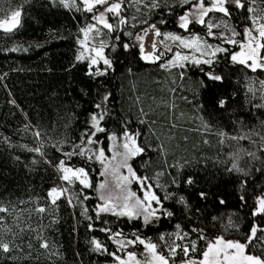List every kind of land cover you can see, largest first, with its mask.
<instances>
[{
	"label": "trees",
	"instance_id": "1",
	"mask_svg": "<svg viewBox=\"0 0 264 264\" xmlns=\"http://www.w3.org/2000/svg\"><path fill=\"white\" fill-rule=\"evenodd\" d=\"M13 1L22 6L21 27L10 34L0 31V204L24 209V212L19 214V220L16 214L0 213L5 216L4 227L17 233L16 244L21 249L10 256L0 252V264H113L111 257L91 251L92 237L106 241L110 251H117L107 240V234L99 231L105 219L109 227L122 230L129 238L138 231L142 237L151 238L158 244L160 233L171 232L176 222L189 228L202 227L209 240L223 235L225 239L241 242L253 223L264 227V216L252 215L255 197L264 193V150H258V146L247 140L237 145L235 141L219 139L216 134L206 142L200 129L195 133H199L198 137L187 143L182 139V132L177 133L172 143L176 146L172 156L169 153L172 148L166 143V151L161 148L152 155L147 146L144 153L132 159L137 175L147 176L150 181L157 170L167 171L162 181L167 186L165 191L174 195L164 204L174 213L172 218H163L145 227L140 220L102 216L101 221L95 222L97 228L90 231L87 228L89 221L75 198L69 204L64 196L56 205H51L47 193L51 187L60 184L55 165L63 159L61 152L52 145L65 139L79 143L78 137L91 127L86 121L95 111L94 104L100 102L105 93L111 94L103 122L107 133L122 135L127 123L130 130L141 133L139 142L142 145L153 143L159 147L162 140L166 141L165 124L155 118L165 116L170 119L168 103L176 86L174 94L179 92L180 96H185V101L179 102L175 116L177 111L182 112L184 116L195 118L194 126L202 128V122L214 133L222 129L235 134L242 122L243 131L264 134V69L253 71L246 65L232 62L227 54H220L211 70L221 75L222 80L208 78V65H190L183 70L182 77L176 75L173 82H179L174 84L169 73L159 67L160 62L149 63L141 59L138 45L130 39L127 42L129 49L117 46L109 53L114 70L93 78L87 75L88 64L76 60L77 32L85 23L81 12L53 5L51 0H0V5ZM165 17L168 18L167 28L181 31L175 15ZM230 23L241 31L247 21L240 17L233 18ZM188 32L204 35L206 31L203 26L194 24ZM15 39L24 42L26 50H13ZM222 98L226 103L220 107ZM13 100L15 103L11 102ZM143 113L147 119L141 123ZM36 129L45 138L44 157L28 150L37 146ZM98 136L107 150L106 135ZM237 147L255 151L259 157L253 160L245 155L240 160V166L249 172L247 176L226 171L231 163L229 154ZM63 150L70 151V144H65ZM169 162L182 163V167L168 168ZM70 163L90 170L93 188L84 190L90 198L83 201V206L87 207L88 215L94 217L95 205L100 202L95 192L100 164L86 162L80 156L73 157ZM188 177L193 180L191 185L186 183ZM245 180L246 184L242 186L241 181ZM80 191L79 184L73 186L72 192L79 194ZM155 191L163 197L164 190L155 188ZM201 191L207 193L206 199L200 198ZM179 195L186 197L191 211L186 212L183 205L176 202ZM241 195L244 201H241ZM37 198L46 208L43 214L34 211ZM196 209L200 211L196 212ZM229 219L232 225H229ZM37 231L49 241L48 250L40 248V242L35 238ZM204 247L205 241H199L195 253L197 259L201 258ZM253 250L259 253L256 241L248 249ZM127 251H135L137 258H142L144 247L137 244L129 246Z\"/></svg>",
	"mask_w": 264,
	"mask_h": 264
},
{
	"label": "snow or ice",
	"instance_id": "2",
	"mask_svg": "<svg viewBox=\"0 0 264 264\" xmlns=\"http://www.w3.org/2000/svg\"><path fill=\"white\" fill-rule=\"evenodd\" d=\"M51 3L55 5L57 0H51ZM59 4L70 10L92 14L91 21L93 22L87 23L79 29L82 35L77 38V42L81 46V51L76 56V60L88 62L87 75L93 78L107 75L109 71L114 70L113 60L105 54L106 49L111 48L112 51H115L117 46L125 50L129 49V43L122 42L118 34L123 32L126 36H133L131 31L124 32L125 26H129V18L126 15V9L129 6L135 7L137 11H140L141 7L147 8L150 13L155 9H161V18L158 21L161 25L167 23L163 15V10L167 9L168 15L176 16L175 22L180 29L187 32L191 25H201L206 29L205 37L220 41L217 44L209 43L208 39L201 37L198 33L182 35L176 32H161L158 23L149 24L147 20H143L141 23L146 24L147 27L141 28L140 32L135 34V40L138 42L141 59L145 61L156 62L161 60L166 53H172L171 58L161 63L159 67L180 69L182 77L183 70L189 64L208 65L210 70L206 75L215 81L223 79L221 75L211 70V66L218 62L220 54H227L232 62L246 65L253 71L257 68L264 69V10L257 12L255 0H176V4L166 2L163 5L159 0H132L131 4H126V0H59ZM177 5L181 8L179 14L176 13ZM109 14L116 21L115 24L110 22ZM216 14L220 15L219 22L214 21ZM21 15L22 6L12 11L10 18L0 19V29L5 32L13 31L20 24ZM240 17H243L247 23L238 32L235 26L229 22L233 18L239 19ZM132 19L136 20V17L134 16ZM130 27H135V24ZM216 29L222 30L215 31ZM149 32L153 34V39L150 50L146 51L144 41ZM238 36L243 38L237 40ZM225 45H238L240 50L230 51ZM110 95V93H105L100 102L94 104L95 111L89 114L86 121V123H90L91 127L81 133L78 137L79 143L69 142L65 139L52 145L63 156V159H59L55 167L65 185L53 186L48 190L47 196L50 204L56 205L62 196H65L68 203L72 204L73 198H75L83 208L82 214L89 221L87 228L90 231L97 228L95 222L101 221L102 216L140 220L145 227L158 223L163 218H172L174 213L165 207L164 201L172 199L174 194L165 191L163 197L157 195L150 178L137 175L129 163L132 157L140 155L146 150L147 145H142L139 142L141 133L130 130L127 123L122 130V136H118L116 132L108 134L103 126L108 114L106 102ZM11 102L15 103L14 100ZM225 103V99L219 100L220 107H223ZM25 127L27 128L28 125ZM242 129L241 122L240 129L236 130L235 134H230L222 129L217 134L226 140L235 141L237 145L240 141L247 140L254 146H258V150H264V134L255 131L246 132ZM101 133H104L107 139L112 142L111 156L106 155L105 148L100 146L101 141L98 134ZM34 135L37 138V146L28 150L44 157L45 138L39 129L35 130ZM254 136L258 139H253ZM65 144H70V151L63 150ZM229 155L231 163L226 171L241 173L244 176H247L249 172L240 166L242 157L246 155L253 160L259 158L255 151H248L243 147H237ZM75 156L83 157L86 162L94 161L101 165L99 175L105 179L95 187L100 202L95 205L94 217L88 215L87 207L83 206V201L90 198L84 194V190L93 188L90 170L86 166L72 165L70 161ZM48 162L51 163V161ZM134 181L139 185L143 193L142 196L131 190L130 185ZM77 183L81 186L80 193L70 192V189ZM186 183L191 185L192 178L188 177ZM241 184L242 186L246 184V180L241 181ZM155 187H165L160 184L159 174L155 178ZM199 196L201 199H206L207 193L201 191ZM240 199L244 201V196L241 195ZM176 202L183 205L186 212L192 210L184 195L176 197ZM221 203H223L222 200ZM254 205L253 217L264 216V193L255 197ZM34 211L38 214H43L46 211L45 206L39 203V198H37ZM195 211L199 212L200 210L196 209ZM23 212L24 209L18 210L16 207L0 204V213L16 214L17 220H19V214ZM5 222V216H0V233H2L0 234V252L10 256L21 249L16 244L17 233L4 227ZM102 223L103 226L99 227V231L107 234V240L116 246L117 251H110L106 241L97 237H92L90 240L91 251L111 257L113 264H264V227L255 223L250 227L244 242H241L239 239H225L223 235H217L209 240L202 227L197 225L189 228L182 225L181 222H176L171 232L160 233L159 244L153 242L151 238L142 237L138 231L132 233L129 238L122 230H114L109 227V222L106 219ZM229 225H232L231 219H229ZM20 231L23 232L24 229H20ZM29 231H32L30 226ZM9 236L12 238L9 239ZM35 238L40 242V248L44 250L50 248L49 241L43 239L38 231ZM199 241H205V247L200 252L201 258L197 259L195 253ZM253 241H256L259 246L258 254L255 250L248 251ZM137 244L144 247L142 258H137L135 251H127L129 246ZM28 247H32L31 241H29ZM120 253H124V255ZM178 257L179 259H177Z\"/></svg>",
	"mask_w": 264,
	"mask_h": 264
},
{
	"label": "rangeland",
	"instance_id": "3",
	"mask_svg": "<svg viewBox=\"0 0 264 264\" xmlns=\"http://www.w3.org/2000/svg\"><path fill=\"white\" fill-rule=\"evenodd\" d=\"M168 0H159V2L161 3V5H163L164 3H166ZM129 3L131 4L132 3V0H129ZM169 3V2H168ZM57 5H60L59 4V0H57V3H56ZM18 7H21V4H20V2H18V1H13V2H8L7 4L6 3H3V4H1L0 5V19H6V18H10V16H11V12L12 11H14V10H16ZM130 8H131V14H130V22L131 23H135V26L137 27V28H139L140 30H141V28H143V27H147V25L146 24H142L141 23V21H143V20H147L148 21V23L150 24V20H151V18H152V15H153V11H155V10H153L151 13L149 12V10L147 9V8H143V7H141V10L140 11H137L136 10V8L135 7H131L130 6ZM255 8H256V10H257V12H260L261 10H264V0H255ZM68 9V8H67ZM72 10H74V9H72ZM156 14H159L160 15V13L159 12H157V10H156ZM210 15H212V14H210ZM136 17V20H133L132 19V17ZM160 19H158V21H159ZM219 20H220V15H215V17H214V21L215 22H219ZM87 23H91V21L88 19V18H85V23H84V25L83 26H85ZM230 23V22H229ZM231 24V23H230ZM232 25V24H231ZM82 26V27H83ZM161 26V24H159L158 23V27H160ZM81 28V27H80ZM203 29H204V31H206V29L203 27ZM222 29H216L215 31H221ZM237 30V29H236ZM128 31H131L132 33H133V36H131V37H129V36H126V35H124V37L127 39V41H126V43L131 39L132 40V42H134V43H136L137 45H138V42L135 40V34L136 33H138V31H134V29H127V30H125L124 32H128ZM238 31V30H237ZM140 32V31H139ZM162 32H176V33H179V34H182V35H189V34H191L190 32H188V33H186V32H184V30H182L181 29V31H175V30H168V29H165V28H163V30H162ZM239 32V31H238ZM199 34V33H198ZM81 33H80V31L78 30V32H77V38L78 37H81ZM201 37H203V38H206V39H208V42L209 43H212V44H217V43H220V41L219 40H217V39H214V38H211V37H205V34L203 35V34H199ZM243 37L242 36H238V37H236V39L237 40H240V39H242ZM152 39H153V34L151 33V32H149V34H148V36L145 38V41H144V44H145V50L146 51H149L150 50V45H151V41H152ZM226 47H229V48H236L237 50L236 51H239L240 49H239V46L237 45V46H232V45H225ZM26 47H27V45L24 43V42H21L20 40H17V39H15L13 42H12V48L13 49H15V50H17V51H23V50H26ZM159 47H161L162 48V46H159ZM174 50H175V48H174ZM80 51H81V46H80V44H78V50H77V55L80 53ZM112 52V49L111 48H108V49H106L105 50V54L106 55H109V53H111ZM171 56H172V53H166L163 57H162V59L161 60H159V61H156V62H160V64L161 63H164L166 60H168V59H170L171 58ZM83 62H86L87 64H88V62L85 60V61H83ZM146 62H149V63H153V62H150V61H146ZM191 64H189L188 66H190ZM162 69H164L165 71H167L168 73H169V76L170 77H172L173 78V80H172V82L173 81H175L174 79H175V77H177L176 75L177 74H180V72H181V70L180 69H177V68H171V69H165V68H162ZM178 82L179 81H176V82H173L174 84H178ZM175 88H177V86L176 87H174L173 88V91L170 93L171 95H170V99H169V103H168V106H170V108H169V110L168 111H170V119L168 118V119H166L165 118V116L164 117H162V116H159L158 118H155V120H162V122L165 124V127H166V129L164 130V132H165V138H166V141L164 140H162V143L163 144H161L159 147H158V144L157 145H153V143H148V147H149V149L152 151V155H156V152L158 151V150H161V148L164 150V151H166V149H167V147H168V145H166V143H168L170 146H171V151L169 152L170 154H171V156H172V154L174 153V149L176 148V146L175 145H173L172 143H173V140H174V138H175V136H176V134L177 133H179V132H182V139H184L183 141L185 142V143H187L188 141L187 140H190V139H192V138H197L198 137V134L199 133H202V135H204V137L202 136V139L204 140V141H211V138L216 134V135H218L217 133L218 132H211V131H209V128L208 127H206V125L203 123L202 124V122H200V120L198 119V121L201 123V125L203 126L202 128L201 127H198L197 125H193V123L195 122V118H193V117H191V118H189V117H187V116H184V114L182 113V112H179V111H177L176 112V116H175V109H176V107H178L179 106V102L182 100H184L185 101V96H183V95H179V92H177V95L176 94H174V90H175ZM162 94V96H166L164 93H161ZM165 100V99H164ZM166 101V100H165ZM178 104V105H177ZM185 104V103H184ZM142 117H143V119H142V121L144 122L146 119H147V115H146V113H143L142 114ZM154 118V117H153ZM197 129H200V132L198 133V134H195V133H197ZM118 136H122V135H118ZM218 138L220 139H222L223 137H221V136H219L218 135ZM223 140H224V138H223ZM101 141V140H100ZM109 142H108V148H107V150H105V153H106V155H108V156H111V154H112V142L110 141V140H108ZM100 146H102V141H101V145ZM173 152V153H172ZM138 156V155H137ZM137 156H135V157H137ZM135 157H132L130 160H129V163L131 164V166H132V159L133 158H135ZM173 158V157H172ZM98 163V162H97ZM170 163V165H168V168H170V167H173V166H178V167H182V163H180L179 165H175V164H172L171 162H169ZM99 164V163H98ZM132 168H133V166H132ZM134 169V168H133ZM100 171H101V165H100ZM125 172H126V170H124ZM165 172H167V171H164V172H162V171H160V170H157V172H155V175H154V177H152V180L150 181V182H152L153 183V186H154V190H155V178H156V176H157V174H159V180H160V184L161 185H164L166 188H167V186H166V184L162 181L163 180V178H164V174H165ZM59 173V172H58ZM59 175H60V173H59ZM90 177H91V175H90ZM166 177V176H165ZM103 179H105L104 177H101L100 175H99V178H98V180L96 181V185L101 181V180H103ZM91 181H92V178H91ZM78 184V183H77ZM93 184V183H92ZM65 185V182L64 181H62L61 179H60V184H59V186H64ZM96 185H95V187H96ZM58 186V187H59ZM130 187H131V190L132 191H135V192H137V194L138 195H141L142 196V191H141V189H140V187H139V185L134 181L131 185H130ZM135 187H138V190L135 188ZM159 188L160 190H164V193H165V189L166 188ZM70 191L72 192V189H70ZM140 191V192H139ZM139 193H141V194H139ZM67 195V194H66ZM62 197H64V196H62ZM62 197H60V198H62Z\"/></svg>",
	"mask_w": 264,
	"mask_h": 264
},
{
	"label": "flooded vegetation",
	"instance_id": "4",
	"mask_svg": "<svg viewBox=\"0 0 264 264\" xmlns=\"http://www.w3.org/2000/svg\"><path fill=\"white\" fill-rule=\"evenodd\" d=\"M126 4H130L129 3V0H126ZM172 4H176V1H174V3H172ZM156 10H157V12L160 13V15L159 14H156ZM156 10L153 11V15H152V18L150 20V23H158V19L161 18V9H156ZM180 11H181V8L177 5V7H176V13H179ZM79 12H81L85 16V18H88L91 21V15H92L91 13H85L83 11H79ZM130 14H131V8L129 6L126 9V15L128 16V18L130 17ZM163 15H164V17H165V15H168V11L165 12V9H164L163 10ZM166 19L168 20V18H166ZM109 20H110V22H112L114 24L116 23V21L111 17V14H109ZM91 22H93V21H91ZM132 24H135V23H131L130 22V18H129L128 19V25L129 26H125L124 31L131 28V29H134V31H138V33H139V31H140L139 28H137L136 26L135 27H130V25H132ZM163 28L170 30V28H167V24H163V25L160 26L161 32H162ZM118 34L120 35L122 42H126L127 41V39L124 37V33L123 32L118 33ZM113 35H116V34H113Z\"/></svg>",
	"mask_w": 264,
	"mask_h": 264
},
{
	"label": "water",
	"instance_id": "5",
	"mask_svg": "<svg viewBox=\"0 0 264 264\" xmlns=\"http://www.w3.org/2000/svg\"><path fill=\"white\" fill-rule=\"evenodd\" d=\"M21 24H22V15H21V18H20V24L13 31H11V32H5L2 29H0V31L3 32V33H6V34H10V33H13L15 31H17L21 27Z\"/></svg>",
	"mask_w": 264,
	"mask_h": 264
}]
</instances>
